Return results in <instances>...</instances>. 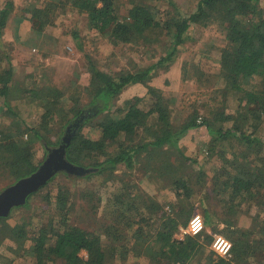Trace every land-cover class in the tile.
Masks as SVG:
<instances>
[{
    "label": "trees",
    "instance_id": "obj_1",
    "mask_svg": "<svg viewBox=\"0 0 264 264\" xmlns=\"http://www.w3.org/2000/svg\"><path fill=\"white\" fill-rule=\"evenodd\" d=\"M67 5L85 15L88 28L112 45L135 41L144 46L154 45L151 57L155 61L143 69L107 72L98 67L99 59L79 42L77 47L88 62V83L83 89L75 88L73 94L65 96L49 81L32 89L33 99L38 102V125L29 126L21 121L15 131L0 136V178L11 175L18 180L39 166L31 160L30 147L19 145L16 137L37 141L47 154V149L62 142L67 130L71 134L67 160L90 170L82 175L54 174L16 208L28 206V199L60 174L87 180L107 174L110 179L119 165L130 171L141 163L143 156L145 172L160 183V189L170 188L175 199L171 211L162 213L160 224L155 226L152 221L156 205L151 200H141L134 191L138 189L135 184L122 182L118 193L109 199L114 200L115 219L102 224V232H97L70 223L74 196L82 192L75 189L72 193L68 186L59 185L55 194L47 191L43 195L50 206L46 211H53L49 221L31 231L26 218L1 216L0 241H10L21 250L26 247L35 264H44L48 259L61 264H128L130 256L134 257L130 263L135 264L146 251L149 264H240L250 257L264 264V0H195L189 10L181 9L173 0H47L25 8L22 20L48 32ZM0 14L2 29L8 12L2 10ZM195 26L218 30L223 36L225 43L215 48L216 83L210 90L183 94L177 104L161 89L150 85L149 80L175 61L185 43L193 39L190 30ZM1 35L2 30L0 48ZM73 38L82 40L76 32ZM2 61L7 66L1 68ZM181 76L183 82L189 83L200 79L198 64L184 59ZM11 82L12 66L7 56H0V101L16 117L7 106L15 97L11 95ZM137 83L146 88L142 96L114 105L122 91ZM228 98L234 102L232 106ZM55 125L57 133L53 137ZM86 125L98 132L91 148L81 143ZM261 126L260 133H255ZM200 127H205L209 136L204 156L215 165L209 171L199 165L181 172L174 156L187 157L179 141L187 132ZM90 151L93 163L84 165L81 153ZM136 199L145 202L144 210L138 208ZM210 205L216 206L220 223L227 236L231 235L227 257L219 256L211 248L213 233L219 232L217 225L210 233L204 228L197 235L174 237L200 206L204 210V224L209 225ZM249 207L255 208L254 213L245 209ZM82 251L85 256L80 255ZM125 256L126 262L121 259Z\"/></svg>",
    "mask_w": 264,
    "mask_h": 264
},
{
    "label": "rangeland",
    "instance_id": "obj_2",
    "mask_svg": "<svg viewBox=\"0 0 264 264\" xmlns=\"http://www.w3.org/2000/svg\"><path fill=\"white\" fill-rule=\"evenodd\" d=\"M47 0H0V13L2 10H7L12 16L18 19V24L16 20L8 22L6 24V33H4L5 26L2 27L1 40L3 42L0 48V56L8 58L9 62L11 60H21V66L25 68L23 70L19 69L25 79L14 78L11 86L12 97L8 101V105L11 111L15 112L17 116L10 114L4 103L0 101V136L10 134L11 131H15L18 124L23 121L29 126L38 125L37 117V100L33 99V94L31 91L33 88H40L42 84L46 81L52 82L55 86L59 87L64 91L65 96L73 94L74 89H83L82 87L88 83V72H87V61L83 56V52L77 47L79 42H82L84 49H86L94 58H98V67L104 71H117L120 68H126L129 70H136L138 68L143 69L145 66L153 63L155 58L151 57L152 48L154 45H147L141 42H131L128 44L112 45L106 38L96 35L88 28V18L83 15L76 14V12L70 9L69 5L63 9L64 12L58 13L55 18V26L52 27L50 31L42 30L45 34L53 35V40H48L53 47L54 54L41 56H31L24 53L19 49V46H23L17 40L22 41L24 39L26 32L24 31L28 27V23L22 20L24 9H30L33 5L42 4ZM58 1V0H54ZM178 6L183 10H189L193 8L195 0H173ZM1 16V14H0ZM17 24L18 32L15 31V26ZM102 26V25H101ZM192 40L188 41L184 45V49L180 52L174 62H172L167 70H160L152 75L151 79L154 77L155 82H157L166 97L177 104L182 100L183 94H188L200 90H210L213 84L216 83L217 75V52L215 50L216 46L223 45L224 40L222 34L218 30L205 29L200 26H195L191 30ZM73 32H76L82 40L73 38ZM83 38L85 41H83ZM17 41V43L15 42ZM46 41V43H48ZM39 43H42L40 40ZM26 61L23 63V59ZM184 59L191 60L192 63L198 64V71L200 74V79L194 83L183 82L181 76V66ZM30 61V62H28ZM175 63L177 67L175 68ZM7 66L6 61H2L1 68ZM18 67V66H16ZM16 77L19 76V72ZM32 73L30 78L26 74ZM166 76V79H165ZM19 78V77H18ZM168 78V80H167ZM149 80L151 84L152 80ZM132 85H129L131 87ZM141 89L135 90V93L144 92L146 90L145 86L140 84ZM153 86V85H152ZM127 87L124 91L120 93L114 99V105H120L124 100L131 99L126 98ZM146 92V91H145ZM67 98H65V101ZM87 99V95L83 93V100ZM205 99V98H204ZM228 104L231 106L234 104L232 99L228 98ZM178 117L179 115H175ZM264 126V125H263ZM261 127L255 129V133H260ZM54 127V132L51 136H56V125ZM97 130L91 128L89 125L84 126L82 129V144L91 148L92 140L97 136ZM70 134V133H69ZM53 139V138H52ZM14 140L18 142L21 146L30 147L29 155L34 165H40L45 158V152L39 146V143L35 140H29L26 136H18ZM123 138H120V142ZM127 140H125L126 143ZM209 141V136L205 127L201 129L190 130L186 133L179 141L181 150L187 158H181L175 155L174 163L182 172L184 170H191L193 168H198L199 165L206 170H210L212 166L215 165L214 161L207 159L204 156V151L206 150ZM129 142V140H128ZM127 142V143H128ZM117 142L113 147L117 148ZM51 148V147H50ZM53 148V146H52ZM92 151L89 153H81L80 160L82 163L90 164L93 163ZM172 152V148H170ZM174 152V151H173ZM144 154H142L143 156ZM145 157L143 156L140 160V164L137 163L132 170H126L123 165H119L118 168L113 172V176H109L107 179V174H102L100 176H94L87 179L82 178H66L63 175H58L50 181L49 185L42 188L38 194L30 197L28 199L29 204L26 207L14 208L11 210L9 217L12 218H26L28 221V229L37 231L46 220L49 221L53 214V211L48 209L50 206L44 201L43 195L50 191L51 194H55L58 189L57 186L64 185L68 186L72 193L75 189H79L82 194H76L74 196V210L72 211V216L70 217V223L72 225H79L87 230H96L97 232H102V224L111 222L115 217L113 214V199L109 200L113 194L118 193L117 188L122 186V182L135 184L138 189L136 190L139 194L140 199L147 201L149 203L153 201V205H156V210L153 213V223L155 226L159 225V218L162 215L167 214L171 211V203L174 202L175 195L170 188L160 189V183L153 180L150 177V172L146 173L144 170ZM195 161V162H194ZM87 167V166H83ZM106 178V180H105ZM15 177L8 175L0 178V190L4 187L15 182ZM89 195V196H88ZM86 196V197H85ZM198 195H196L197 197ZM100 197L99 200H97ZM113 198V197H112ZM140 199H136L135 203L139 209H145V202H141ZM141 199V200H142ZM211 203V202H210ZM158 205V206H157ZM175 208V207H174ZM246 210L254 213L255 208L249 207ZM142 210V211H143ZM210 210V221L209 225L205 226V232H213V225L218 226L217 233L230 241L231 235L228 237V232L225 230V226L220 223L219 217H217L216 206H209ZM203 207H198L197 213L203 216ZM165 212V213H164ZM134 211L131 212L133 215ZM247 214V213H246ZM11 218V219H12ZM113 218V219H112ZM204 218V216H203ZM10 219V220H11ZM25 220V219H24ZM247 224V218L244 219ZM126 234V232H125ZM174 237L178 238V231L174 233ZM121 239L119 242H121ZM145 254L148 251L144 252ZM143 254L138 257L135 264H149V257ZM80 255L85 256L86 253L82 251ZM133 256L127 258L131 263L133 262ZM125 261V257H121ZM128 261V262H129ZM123 262V261H122ZM126 262V261H125ZM128 264H131V263ZM0 264H35L34 257L32 253L24 247L22 250L16 244L8 242L3 239L0 241ZM44 264H61L59 261L45 260ZM240 264H263L258 261L257 258L250 257L245 262Z\"/></svg>",
    "mask_w": 264,
    "mask_h": 264
},
{
    "label": "water",
    "instance_id": "obj_3",
    "mask_svg": "<svg viewBox=\"0 0 264 264\" xmlns=\"http://www.w3.org/2000/svg\"><path fill=\"white\" fill-rule=\"evenodd\" d=\"M70 139L71 134H65L58 146L47 149L44 160L34 172L0 190V217L7 216L13 208L23 205L29 194L37 191L54 174L66 172L82 175L90 170L67 160L66 147Z\"/></svg>",
    "mask_w": 264,
    "mask_h": 264
},
{
    "label": "crops",
    "instance_id": "obj_4",
    "mask_svg": "<svg viewBox=\"0 0 264 264\" xmlns=\"http://www.w3.org/2000/svg\"><path fill=\"white\" fill-rule=\"evenodd\" d=\"M73 11L76 12L75 10H73ZM76 14H78V13L76 12ZM83 16H85V15H83ZM13 20H16L17 24H18V19H16L15 16H12L10 14V12H8V14L5 16V19H4V26H5L4 33H6V24L8 22L13 21ZM27 23H28V27L24 31V33L26 32L24 39H22V41L17 40L19 43L23 44V46H19V49L21 48L20 50L23 52V54L28 52V55H31L34 57H37V56L44 57L46 55L49 56L50 54L53 55L54 54L53 47L50 44V42L48 41V40L51 41V39L53 40V35L45 34L44 32H42V30L36 29L35 27H33L31 23H29V22H27ZM17 24L15 26L16 33L19 31L17 28ZM40 40L42 41V43H39ZM17 41H15V42L17 43ZM46 41H48V43H46ZM53 43L55 44L54 40H53ZM55 46H56V44H55ZM22 59L24 60L23 61V63H24L26 61V59H24L23 57H22ZM11 62L12 63H10V64L12 66V81L14 80V78L22 79V80L25 79L26 76H24L21 71H18L19 69L23 70L25 68L24 66L19 65V64H21L20 63L21 60L20 59H18L16 61L11 60ZM28 62H30V61H28ZM16 66H18V67H16ZM174 66H175V68L177 67L176 63ZM180 66H181V64H179V68H180ZM15 72H19V76H18L19 78L16 77L17 73H15ZM26 75L28 78H30L32 76V73H28ZM165 79H166V76H165ZM151 80H152L151 84L153 86H155L157 88L158 87L161 88V86L157 82H155L154 77ZM167 80H168V78H167ZM11 84H12V82H11ZM141 87L142 86H140L139 83L133 84L131 87L128 88L126 98H131V97H135V96H142L146 90L144 92L141 91L140 93H135V90L141 89ZM199 129H201V127Z\"/></svg>",
    "mask_w": 264,
    "mask_h": 264
},
{
    "label": "built area",
    "instance_id": "obj_5",
    "mask_svg": "<svg viewBox=\"0 0 264 264\" xmlns=\"http://www.w3.org/2000/svg\"><path fill=\"white\" fill-rule=\"evenodd\" d=\"M196 217H199V218H200V222H201V224H202V227H201V229H200L199 231H195V232H194V231L191 229V222H192V221L194 220V218H196ZM204 228H205V224H204V220H203L202 216L199 215V214H194V215L189 219L188 223H187L185 226H180V227L178 228V234H179V237H178L177 239H182L185 235H197V234H199L200 232H202V231L204 230ZM217 237H221V238L225 239L226 241H228V242L230 243V241L227 240L226 238H224L223 236H221V235H219V234H214V235H213V240H212V243H211V248H212V249L216 252V254H218L219 256H222V257H227V256H229V255H230L231 247H230L226 252H224L223 254H222L219 250H217V249H215V248L213 247L214 243L216 242ZM230 244H231V243H230Z\"/></svg>",
    "mask_w": 264,
    "mask_h": 264
},
{
    "label": "clouds",
    "instance_id": "obj_6",
    "mask_svg": "<svg viewBox=\"0 0 264 264\" xmlns=\"http://www.w3.org/2000/svg\"><path fill=\"white\" fill-rule=\"evenodd\" d=\"M201 227L202 224L200 222V218L199 217L194 218V220L191 222V229L195 232V231H199ZM213 247L219 250L223 254L231 247V244L225 239L221 237H217Z\"/></svg>",
    "mask_w": 264,
    "mask_h": 264
},
{
    "label": "flooded vegetation",
    "instance_id": "obj_7",
    "mask_svg": "<svg viewBox=\"0 0 264 264\" xmlns=\"http://www.w3.org/2000/svg\"><path fill=\"white\" fill-rule=\"evenodd\" d=\"M69 134V130H67V132H66V135H68Z\"/></svg>",
    "mask_w": 264,
    "mask_h": 264
}]
</instances>
